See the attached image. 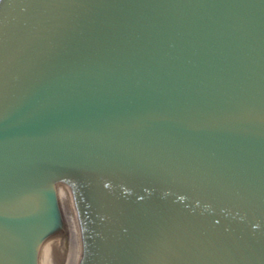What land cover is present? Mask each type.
Segmentation results:
<instances>
[{"label":"water","instance_id":"1","mask_svg":"<svg viewBox=\"0 0 264 264\" xmlns=\"http://www.w3.org/2000/svg\"><path fill=\"white\" fill-rule=\"evenodd\" d=\"M264 264V0H0V264Z\"/></svg>","mask_w":264,"mask_h":264},{"label":"bare ground","instance_id":"2","mask_svg":"<svg viewBox=\"0 0 264 264\" xmlns=\"http://www.w3.org/2000/svg\"><path fill=\"white\" fill-rule=\"evenodd\" d=\"M65 232L58 238L59 246L66 252L67 264H81L84 255V238L81 223L74 207L67 206L62 213Z\"/></svg>","mask_w":264,"mask_h":264},{"label":"rangeland","instance_id":"3","mask_svg":"<svg viewBox=\"0 0 264 264\" xmlns=\"http://www.w3.org/2000/svg\"><path fill=\"white\" fill-rule=\"evenodd\" d=\"M68 206L74 207V205L72 204V200L69 201ZM59 250L61 253L63 264H67V261L65 260L66 259V257H65L66 252L64 250H62V248L60 246H59ZM69 264H72V261Z\"/></svg>","mask_w":264,"mask_h":264}]
</instances>
